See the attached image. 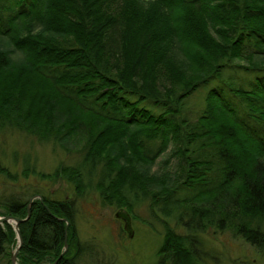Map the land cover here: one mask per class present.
I'll list each match as a JSON object with an SVG mask.
<instances>
[{"label": "trees", "instance_id": "1", "mask_svg": "<svg viewBox=\"0 0 264 264\" xmlns=\"http://www.w3.org/2000/svg\"><path fill=\"white\" fill-rule=\"evenodd\" d=\"M1 44L0 128L80 155L23 178L94 188L131 213L147 199L174 208L184 233L163 225L159 264H191L207 229L264 254V0H0ZM199 90L193 113L184 104ZM170 145L172 171L151 173ZM0 176L18 179L1 164ZM35 196L18 225L20 264H52L65 234L56 264L91 257L74 200L33 188L2 197L0 215L26 218ZM14 237L0 224V260Z\"/></svg>", "mask_w": 264, "mask_h": 264}, {"label": "rangeland", "instance_id": "2", "mask_svg": "<svg viewBox=\"0 0 264 264\" xmlns=\"http://www.w3.org/2000/svg\"><path fill=\"white\" fill-rule=\"evenodd\" d=\"M0 46L4 47V44ZM203 98V92L199 90L187 98L184 106L193 113L200 112L204 104ZM189 117L190 120L195 118ZM171 149L170 145L157 159L151 173L158 174L163 165H167L168 172L172 171L174 160L169 159ZM72 150L75 149L72 147ZM79 161L80 155L76 152L67 153L52 141L41 142L23 131L8 127L0 128V164L18 174L16 182H7L0 176V200L2 197L7 198L20 193L31 194L33 188L41 190L47 196L51 194L57 199L74 200L77 212L74 224L79 240L88 246V251L92 253L89 257L88 251L85 252L88 256H83L85 259L81 260L82 264H97L100 260L114 264H159L161 257L157 253L163 243L165 233L163 225H169L176 233H184L183 228L178 224L174 225L175 220L173 223L169 221L171 218L176 220L179 218L178 214H172L174 208L165 211H170L171 215H165L166 213L162 212L164 208L160 205L151 209L153 203L149 199L135 204L132 213L123 208L130 217L129 235L124 228L123 220L116 217L121 208L105 204L96 189L82 190L79 196L62 180L51 184L39 181L33 175L28 178L22 177L25 168L51 174L57 168L74 166ZM198 237L204 247L202 251L200 250L201 253L196 251L193 258L195 264H264V254L229 231L207 229L204 233H198ZM16 247L17 242L8 246L9 255L1 259L0 264H8L7 259L12 257ZM166 262L170 264L169 257ZM16 263L20 264L19 260Z\"/></svg>", "mask_w": 264, "mask_h": 264}, {"label": "water", "instance_id": "3", "mask_svg": "<svg viewBox=\"0 0 264 264\" xmlns=\"http://www.w3.org/2000/svg\"><path fill=\"white\" fill-rule=\"evenodd\" d=\"M35 198H40V196L32 197V198L29 200L28 207H30L32 201H33ZM28 217H29V212H28V214H27V216H26L25 219H27ZM116 217L119 218V219H121V220H123V222H124V228H125V230H126L127 232H129V235H130V234H131V230H130V217H129L128 213H127L125 210L121 209V210H119V211L116 213ZM25 219H24V220H21V219H17L16 217H13V216H10V215H5V216H0V223H3V222H13V224H14V229H15V231L17 232V234H18V236H19V233H18V225H19V223L25 221ZM63 221L66 222L65 219H63ZM64 239H65V243H64L63 252L59 255V257L57 258V260H55L52 264H56V262H57L59 259L62 258V256L64 255V252H66V250H67L68 245H67V243H66V238H64ZM20 244H21V240H20V237H19L18 245L20 246ZM17 252H18V250L16 249L15 252H14V254H13L12 257H11V263H12V264H17V263H16V255H17Z\"/></svg>", "mask_w": 264, "mask_h": 264}, {"label": "bare ground", "instance_id": "4", "mask_svg": "<svg viewBox=\"0 0 264 264\" xmlns=\"http://www.w3.org/2000/svg\"><path fill=\"white\" fill-rule=\"evenodd\" d=\"M149 198V197H148ZM150 201V200H149ZM154 201H152V203H153ZM121 209H123V208H121ZM27 212H29V210H30V207H28L27 206ZM124 210V209H123ZM7 215H10V216H13V215H11V214H7ZM14 217V216H13ZM29 217H30V214H29ZM29 217L27 218V219H25V221H27L28 219H29ZM24 219H21V220H24ZM63 221V220H62ZM65 222V221H64ZM4 223H7V224H9L11 227H12V229H13V231H14V234H15V237H14V241L15 242H17V247H16V249L18 250V252H19V249H20V247H21V244H22V238H21V235H20V232H19V226H18V233H19V236H18V234H17V232L15 231V229H14V224H13V222H3V223H0L1 225L2 224H4ZM66 224H65V233H66V228L68 227V225H69V223H68V221L66 220V222H65ZM20 224V223H19ZM19 237H20V240H21V244H20V246L18 245V242H19ZM64 238H66V234L64 235ZM79 238V237H78ZM193 243H194V245L196 246V248L195 249H193L192 250V252L190 253V258H191V264H195V261H194V259L193 258H195V254H196V251H198V252H200L201 253V251H202V248L204 247L203 245H201V241H199V237L197 236L195 239H194V241H193ZM201 250V251H200ZM15 252V251H14ZM18 252H17V254H18ZM65 253V252H64ZM3 258H5V257H3ZM3 258H1V259H3ZM172 259H174V258H172ZM172 259H170V264H173V261H172ZM16 261H18V259H17V255H16ZM7 262H8V264H12L11 263V257L9 258V260L7 259ZM105 263H108V264H114L113 262H105ZM104 263V264H105Z\"/></svg>", "mask_w": 264, "mask_h": 264}]
</instances>
